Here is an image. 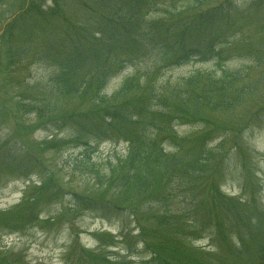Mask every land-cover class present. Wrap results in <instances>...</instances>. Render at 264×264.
<instances>
[{
  "label": "trees",
  "instance_id": "16d2710c",
  "mask_svg": "<svg viewBox=\"0 0 264 264\" xmlns=\"http://www.w3.org/2000/svg\"><path fill=\"white\" fill-rule=\"evenodd\" d=\"M47 1L23 0L21 11L5 25L2 41L18 37L19 28L25 21L29 26L27 20L36 13H41L38 17L42 20L33 27L35 32L47 28L45 21L50 19L67 22L64 14L70 0H51L49 5ZM83 1L96 16L105 18L102 28L77 30L72 24L56 38H51L54 34L50 32L47 37L39 32L25 36L26 43L36 42L40 37L46 39L41 46L18 48V53L8 48V54L39 55L52 73L42 91L35 94L37 87L27 85L28 91L18 92L17 107L48 121L53 125L47 126L50 130L72 129L75 136L72 139L81 140L83 147L74 158V169L90 181L93 189L88 191L98 196L75 193L74 207L76 204L78 211L92 209L101 214L127 209L129 218L134 217L138 225V233L123 247L126 256L140 257L143 252L141 264H201L202 260L193 255L198 250L193 243L205 234L216 240L215 228L220 220L217 212L229 211L232 206V199L220 194L218 183L210 181V173H216L221 165L216 155L227 151L228 135L236 132L228 121L218 118L232 112L242 103L244 95L253 90L252 84L243 83L248 68H230L227 59H219L217 70H198L176 80L149 82L136 65L144 54L154 55L166 68L188 59L204 61L220 55L226 47L217 45L220 40L215 36L227 18L226 12L223 13L225 7L199 12L196 9L205 0H189L185 7L173 13L175 21L141 16L143 26L139 28L138 16L143 7L155 0ZM124 22L130 25L124 26ZM28 50L30 54L26 53ZM15 55L9 59L11 65ZM128 68L133 70L122 75L119 85L108 92L112 79ZM11 83L19 85L13 80ZM57 96H75L89 102L92 109L76 116L68 111L55 112L51 106L59 103ZM262 112L263 108L258 118ZM185 125L193 127L192 130L180 133L178 128ZM123 127L127 155L107 161L93 160L88 148L97 146L101 139ZM235 146H241V141H236ZM41 169L45 172L46 167L42 165ZM44 174L48 177L44 176L41 189H30L20 204L16 223L39 221L38 210L50 202H44L50 195L56 194L55 188L59 186L53 175ZM123 194H131L132 198L122 201ZM121 212L123 216L127 213ZM246 219L240 212L232 221L241 224ZM5 221L0 230H10ZM248 222L244 223L248 225ZM126 225L127 221L121 239L135 229L129 230ZM245 236H242L244 243ZM243 251L238 250L235 255ZM260 253L259 264H264V245ZM114 254L118 259L126 257ZM233 258H226L220 264H229ZM103 261L111 264V259L101 254L94 264H106Z\"/></svg>",
  "mask_w": 264,
  "mask_h": 264
},
{
  "label": "rangeland",
  "instance_id": "374dc122",
  "mask_svg": "<svg viewBox=\"0 0 264 264\" xmlns=\"http://www.w3.org/2000/svg\"><path fill=\"white\" fill-rule=\"evenodd\" d=\"M81 1L70 0L64 14L67 22L61 18L50 19L45 21L47 28L36 32L43 37H47L50 32L54 34L50 37L56 38L72 24L77 30L84 27L89 30L102 28L105 18L96 16ZM188 1L155 0L145 5L138 16L140 25L137 27L143 26L141 16L175 21L173 13L185 7ZM225 1L205 0L200 9H196L200 12L222 5L225 7L223 13L226 12L227 18L215 36L216 40H220L217 45L226 47L220 55H212L204 61L188 59L173 68H166L163 63L156 61L154 55L144 54L136 66L146 74L149 82L155 79L176 80L198 70H217L219 59H227L230 68H248V77L243 83L252 84L253 90L244 95L242 103L232 112L220 114L222 116L218 120L228 121L236 132L229 133L227 151L216 155L221 165L216 173H210V181L218 183L220 194L232 199L231 210L217 212L220 220L215 228L216 240L210 239L208 234L195 240L193 246L198 250L193 255L197 260H202L201 264H220V261L231 257L234 258L229 264H252L254 260L259 264L262 261L260 248L264 245V3L262 0ZM23 3V0L0 3V225H6V220L7 227H10V230H0V264H94L98 254L111 259V264H141V259L145 257L143 252L140 257H132L126 256L123 249L138 233V225L134 223V217L129 218L127 209L101 214L92 209L78 211L76 204L74 207L75 193L98 196L88 191L93 189L90 181L74 169V158L83 147L81 140L72 139L75 137L72 129L60 127L50 130L47 126L53 125L48 121L43 118L40 120L36 114L17 107L18 92H26L33 85L37 87L35 94L42 91L52 74L49 65L39 55L24 57L21 53H7L9 47L18 53V48L33 49L43 44L46 39L41 37L36 42H24L25 36L36 33L32 29L37 26L38 20H42L38 17L41 13L31 15L32 18L27 20L29 26L24 22L19 28L18 37L2 41L5 25L15 19ZM46 4H51V0ZM36 17L38 19L35 20ZM126 25H130V22H124ZM26 53L30 54L31 50ZM11 55L16 57L13 65L9 60ZM132 70L128 68L114 77L107 91L117 87L121 76ZM12 80L20 86L12 84ZM56 98L59 100L58 105L55 103L51 106L55 112L68 111L70 115L76 116L92 109L89 102L75 96ZM262 108L263 115L258 118ZM192 128L185 125L178 129L180 133H188ZM116 130V133L101 139L97 146L88 148L93 160L107 161L122 154L127 155V142L123 135L125 128ZM238 140L241 146L235 148ZM42 165L46 167L45 172H51L60 189L55 188L56 194L44 201L50 202L38 210L39 221L23 225L16 223L15 214L28 191L33 188L40 190L44 176L48 177L41 169ZM24 170L27 176L23 174ZM123 195L122 201L132 198L131 194ZM121 210L127 212L125 216ZM240 212L247 216L244 222L249 220L248 225L244 222L233 223L232 219ZM126 221L129 230L135 229L131 230L127 238L121 239ZM242 236L247 239L245 243ZM238 250L244 251L238 256L235 255ZM114 253L126 257L118 259ZM103 263L109 264L106 261Z\"/></svg>",
  "mask_w": 264,
  "mask_h": 264
}]
</instances>
